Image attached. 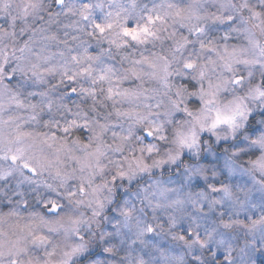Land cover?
I'll use <instances>...</instances> for the list:
<instances>
[{
  "label": "snow or ice",
  "instance_id": "6c2138e0",
  "mask_svg": "<svg viewBox=\"0 0 264 264\" xmlns=\"http://www.w3.org/2000/svg\"><path fill=\"white\" fill-rule=\"evenodd\" d=\"M0 264H264V0H0Z\"/></svg>",
  "mask_w": 264,
  "mask_h": 264
}]
</instances>
